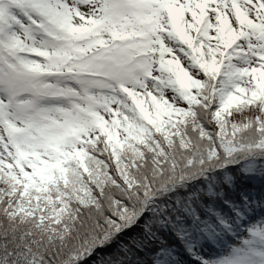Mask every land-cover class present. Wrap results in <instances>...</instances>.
<instances>
[{
	"label": "snow or ice",
	"instance_id": "obj_1",
	"mask_svg": "<svg viewBox=\"0 0 264 264\" xmlns=\"http://www.w3.org/2000/svg\"><path fill=\"white\" fill-rule=\"evenodd\" d=\"M0 264H264V0H0Z\"/></svg>",
	"mask_w": 264,
	"mask_h": 264
}]
</instances>
